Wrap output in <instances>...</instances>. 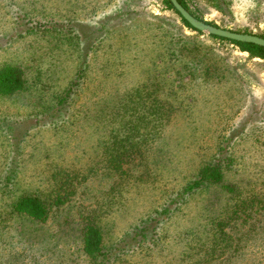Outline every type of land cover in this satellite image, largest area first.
Instances as JSON below:
<instances>
[{
  "label": "rangeland",
  "instance_id": "rangeland-1",
  "mask_svg": "<svg viewBox=\"0 0 264 264\" xmlns=\"http://www.w3.org/2000/svg\"><path fill=\"white\" fill-rule=\"evenodd\" d=\"M225 1L226 12L209 0L191 7L264 34V0ZM7 65L27 83L0 95V264H95L79 232L87 214L102 212L113 244L224 156L230 192L205 185L186 196L157 246L109 264H264L263 59L192 30L163 0H0ZM155 112L162 136L148 143L142 124ZM153 144L150 166L136 152L111 169L116 147ZM24 194L64 203L38 221L12 212Z\"/></svg>",
  "mask_w": 264,
  "mask_h": 264
},
{
  "label": "trees",
  "instance_id": "trees-1",
  "mask_svg": "<svg viewBox=\"0 0 264 264\" xmlns=\"http://www.w3.org/2000/svg\"><path fill=\"white\" fill-rule=\"evenodd\" d=\"M179 1L193 15H195L197 18L201 20H204L202 16L196 10H194L193 7H191L192 4L191 0H179ZM209 1L212 2V4L215 7L219 8V10L223 12H226L228 9V7L225 6L224 4L227 3L225 0H209ZM163 3L167 8L174 10L178 14V12L174 9L170 0H163ZM181 19L184 25H186L187 27L191 28L194 31H197L187 21H185L183 18ZM207 22L219 26L214 22H210V21ZM43 26L46 27V24H44ZM30 30L28 29L27 32H30ZM236 31L253 33L250 31H241V30H236ZM197 32L200 34H204V32H200V31ZM258 35L264 37V34H258ZM209 37L222 42H229L231 44H234L238 46L241 49V51L248 52L251 57H259L264 60V47L262 46L256 45L254 43L229 40L215 35H209ZM195 48H201L200 44L195 43L194 47L190 48L189 50H194ZM185 49H186V44H184L182 47V50L185 51ZM209 69L210 67L207 68V71ZM26 83L27 82L25 79L24 72L20 67L14 65H7L0 69V95H11L14 93H18L25 89ZM123 105L125 104L123 103ZM121 113L122 112H120V114ZM126 119L124 116H122V118L120 119V121H123L124 128H125V123H127ZM145 119L148 120L144 121L142 124V127H144L143 129L145 130L142 133V135L144 136V139L147 140V142L152 138L154 139L155 142L157 140V137L162 136L160 135V133L159 134L157 133V128L160 130V127L163 124L162 122L163 120L160 119V115L157 112L151 113L150 116H146ZM124 137L125 135L121 136V138H117L114 142L120 146L124 141L123 139ZM141 144L142 143L140 142L134 147ZM153 146L154 144L149 147L144 146L145 148L144 147L142 148L141 146L138 147L137 150L133 149L134 147H132V148H127L125 151H119L118 150L119 148L116 147V150L112 151L110 155V159L112 161V163L110 164L111 169L113 171L116 170L114 172L118 173L121 170L123 164L132 163L127 159H130L131 156L136 152L140 153V161H141L140 163L146 165V167H148L147 165L150 166V162L148 161L150 159V156L147 153V151L148 148ZM225 159L226 156L220 158L218 161H213L211 163L204 164V166L202 165L197 175L191 181H189L188 184L184 186V188L178 191L176 195L173 196V198L166 203V205L160 212H158L155 216L154 215L149 216L142 223L134 226L132 230L127 232L125 236H123L121 239H119V241L114 242L113 244L108 243L107 230L105 231V227L102 225V216H101L102 212L93 211V213H91L90 215L87 214L85 217L86 218L85 222L82 223L81 227L79 228V232L83 244L82 248L84 253L87 256H89L94 261L95 264H109L111 261H114V259L117 261V259L126 255L127 253H131V251H135L143 247L152 249L154 246H157L160 239L159 237L160 227L166 222V220L170 217L172 212H174L179 207L180 205L179 203L185 201L188 196L202 189L205 185H221L223 189H226V192L231 191L230 189L231 187H229L228 184L225 182V171H226L225 168H228L230 166V164L225 163ZM7 179L9 181L8 184L12 182L11 176H9V178ZM61 203H64V201L60 195H58L56 199L50 200L38 194H24L20 196L16 201H14L11 206H12V212L18 215L26 216L28 218L38 221H46L51 217V213L55 209V207L60 205ZM239 211L242 210H240V208L237 207L234 213L238 214ZM214 224L215 226H217L216 236L222 237V235L225 233V229L223 228V223L214 222L213 225ZM216 245H220V244H216ZM223 248L224 246L217 247L219 251H221ZM217 249H214L215 253L213 252L212 254H217L220 257L221 255L219 254V251Z\"/></svg>",
  "mask_w": 264,
  "mask_h": 264
},
{
  "label": "water",
  "instance_id": "water-1",
  "mask_svg": "<svg viewBox=\"0 0 264 264\" xmlns=\"http://www.w3.org/2000/svg\"><path fill=\"white\" fill-rule=\"evenodd\" d=\"M174 9L181 18L187 21L194 29L209 35H215L229 40L254 43L264 47V37L255 33L238 32L233 29L216 26L207 21L201 20L193 15L179 0H170Z\"/></svg>",
  "mask_w": 264,
  "mask_h": 264
}]
</instances>
